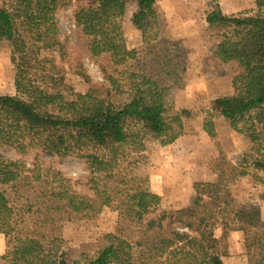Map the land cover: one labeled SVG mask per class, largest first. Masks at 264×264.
<instances>
[{"label":"trees","instance_id":"obj_1","mask_svg":"<svg viewBox=\"0 0 264 264\" xmlns=\"http://www.w3.org/2000/svg\"><path fill=\"white\" fill-rule=\"evenodd\" d=\"M63 1L0 0V44L12 47L17 92L0 96V143L21 153L36 147L49 156L82 155L91 190L118 219L95 252L66 248L64 225L86 212L88 199L60 172L28 169L0 155V234L10 245L0 264H224L228 237L237 231L248 264H264L262 210L236 203L230 185L248 173L223 153L212 164L215 181L195 182L193 203L175 210L162 209L159 195L117 169L126 147L145 151L148 139L169 145L192 132V111L169 114L166 105L167 90L186 80L187 51L161 35L155 6L162 0L78 6L77 31L107 82L86 93H74L66 81L67 71L84 73L73 48L59 39L56 11ZM212 1L205 21L214 55L235 72L233 93L213 101L203 130L213 135L218 116L250 125L254 141L263 140L256 126H264V16H227L219 0ZM129 3L136 5L133 23L146 44L145 55L133 62L122 30ZM255 3L264 9V0ZM38 51L49 55L41 58ZM261 151L253 166L264 172Z\"/></svg>","mask_w":264,"mask_h":264},{"label":"rangeland","instance_id":"obj_2","mask_svg":"<svg viewBox=\"0 0 264 264\" xmlns=\"http://www.w3.org/2000/svg\"><path fill=\"white\" fill-rule=\"evenodd\" d=\"M1 1L4 3V0ZM82 4H85V0H64L56 11L59 39L73 48L84 73V76H80L67 71L66 81L74 93H86L91 85L107 84L100 60L87 55L84 40L75 25L74 13ZM219 5L227 16H264V9H258L255 0H219ZM213 6L212 0H162L156 4L161 35L167 40L181 42L187 51L186 80L182 87L167 90V109L169 114L184 109L192 111L193 118L189 121L192 132L169 145L148 139L145 141V151L126 147L125 157L119 161L117 169L128 179L141 180L145 187L159 195L162 209L175 210L193 203L195 182L215 181L212 164L223 153L240 171L248 173L230 185L236 203L259 207L264 217V172L253 166L254 160L259 157V150L264 152V139L254 141L250 125H232L218 116H213V135L203 130L213 101L233 93L235 72L234 66L218 62L214 55L216 44L209 36L205 21ZM135 12L136 5L129 3L122 18V30L131 62L143 57L146 47L143 33L133 23ZM38 54L42 58L48 56L49 52L38 51ZM15 77L12 47L5 41L0 44V96L17 95ZM263 129V125L256 126V135L264 136ZM0 155L8 160L21 161L28 169L41 166L60 172L78 193L88 199L86 212L64 225L66 248L93 253L101 246L104 236L114 231L118 213L103 205L91 190V173L82 155L49 156L36 147H28L21 153L15 146L2 143ZM217 234H221L220 229ZM228 246L229 255L224 259V264H248L242 232H231ZM9 250L8 240L0 234V258Z\"/></svg>","mask_w":264,"mask_h":264}]
</instances>
